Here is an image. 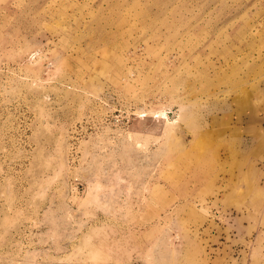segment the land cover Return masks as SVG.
Instances as JSON below:
<instances>
[{
    "label": "rangeland",
    "instance_id": "rangeland-1",
    "mask_svg": "<svg viewBox=\"0 0 264 264\" xmlns=\"http://www.w3.org/2000/svg\"><path fill=\"white\" fill-rule=\"evenodd\" d=\"M260 80L264 0H0V264H264L158 187Z\"/></svg>",
    "mask_w": 264,
    "mask_h": 264
},
{
    "label": "crops",
    "instance_id": "crops-1",
    "mask_svg": "<svg viewBox=\"0 0 264 264\" xmlns=\"http://www.w3.org/2000/svg\"><path fill=\"white\" fill-rule=\"evenodd\" d=\"M219 106L193 112L198 117L191 128L183 126L188 139L184 160L158 187L177 205L212 197V203L236 211L225 216L223 227L247 246L255 230L264 234V81L241 85Z\"/></svg>",
    "mask_w": 264,
    "mask_h": 264
},
{
    "label": "built area",
    "instance_id": "built-area-1",
    "mask_svg": "<svg viewBox=\"0 0 264 264\" xmlns=\"http://www.w3.org/2000/svg\"><path fill=\"white\" fill-rule=\"evenodd\" d=\"M174 239H175V240H178V239H179L178 235H175V236H174Z\"/></svg>",
    "mask_w": 264,
    "mask_h": 264
}]
</instances>
